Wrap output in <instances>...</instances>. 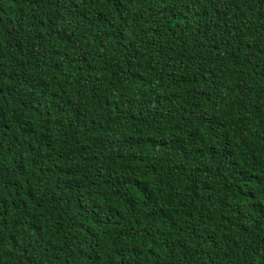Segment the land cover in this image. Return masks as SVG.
<instances>
[{
  "label": "trees",
  "instance_id": "16d2710c",
  "mask_svg": "<svg viewBox=\"0 0 264 264\" xmlns=\"http://www.w3.org/2000/svg\"><path fill=\"white\" fill-rule=\"evenodd\" d=\"M0 264H264V0H0Z\"/></svg>",
  "mask_w": 264,
  "mask_h": 264
}]
</instances>
